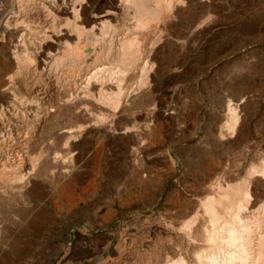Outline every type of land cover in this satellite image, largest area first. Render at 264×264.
Segmentation results:
<instances>
[{
  "label": "rangeland",
  "instance_id": "1",
  "mask_svg": "<svg viewBox=\"0 0 264 264\" xmlns=\"http://www.w3.org/2000/svg\"><path fill=\"white\" fill-rule=\"evenodd\" d=\"M0 264H264V0H0Z\"/></svg>",
  "mask_w": 264,
  "mask_h": 264
},
{
  "label": "crops",
  "instance_id": "2",
  "mask_svg": "<svg viewBox=\"0 0 264 264\" xmlns=\"http://www.w3.org/2000/svg\"><path fill=\"white\" fill-rule=\"evenodd\" d=\"M117 150V149H116ZM118 151V150H117ZM111 165H109L110 167ZM116 172L122 170V168H124L122 166V164L120 162H118V160L113 164V166H111ZM118 181V180H117ZM117 181L115 182V185L117 184ZM56 240H54L55 242ZM57 246L59 247V249L57 250V252L59 254H63V255H68L69 254V250L72 246V241L70 239L64 240L62 241V244L60 243V241L58 240L57 242Z\"/></svg>",
  "mask_w": 264,
  "mask_h": 264
},
{
  "label": "bare ground",
  "instance_id": "3",
  "mask_svg": "<svg viewBox=\"0 0 264 264\" xmlns=\"http://www.w3.org/2000/svg\"><path fill=\"white\" fill-rule=\"evenodd\" d=\"M227 99V98H226ZM29 113V112H28ZM27 114V113H26ZM89 157V155H87L86 157H85V159L83 160V162L87 159Z\"/></svg>",
  "mask_w": 264,
  "mask_h": 264
}]
</instances>
